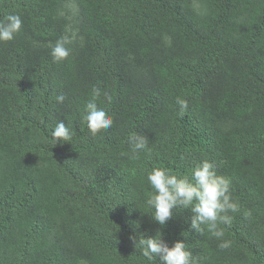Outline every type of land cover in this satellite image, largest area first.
<instances>
[{
  "label": "trees",
  "instance_id": "obj_1",
  "mask_svg": "<svg viewBox=\"0 0 264 264\" xmlns=\"http://www.w3.org/2000/svg\"><path fill=\"white\" fill-rule=\"evenodd\" d=\"M9 13L23 27L0 42V264H160L139 243L157 231L197 264H264V0H0ZM94 88L114 121L95 136ZM61 120L70 142L52 138ZM137 134L150 152L131 159ZM204 160L240 205L227 249L190 210L161 226L145 203L154 167L191 178Z\"/></svg>",
  "mask_w": 264,
  "mask_h": 264
},
{
  "label": "clouds",
  "instance_id": "obj_2",
  "mask_svg": "<svg viewBox=\"0 0 264 264\" xmlns=\"http://www.w3.org/2000/svg\"><path fill=\"white\" fill-rule=\"evenodd\" d=\"M23 21L18 14L9 13L0 19V42L12 41L22 30ZM71 40L62 36L51 45L50 55L54 62L65 60L70 55L67 47ZM100 90L93 89V98L86 104L84 120L90 133L95 136L102 130L112 127L114 121L103 109L98 107L97 98ZM107 95V94H105ZM62 103L63 95L56 97ZM111 101V97H107ZM181 114L188 108L185 99H178ZM52 138L70 142L71 131L63 120L59 121L52 131ZM131 159H137L142 151H149L148 137L137 134L129 137ZM147 182L151 191L147 195L146 205L152 209L151 216L155 222L163 226L172 218L174 209L191 211L190 227L196 233L204 235L205 231L220 241L218 247L227 249L232 242L224 239L225 230L221 225L230 226L233 216L230 213L240 211L239 203L232 196V181L229 177L218 174L215 165L204 160L191 170V178L178 176L163 167H154L147 173ZM155 236L140 238L141 254L149 261L158 260L160 264H197L192 251L188 250L182 240H177L171 247L157 231ZM132 239L135 240L133 237ZM136 244V241H135Z\"/></svg>",
  "mask_w": 264,
  "mask_h": 264
}]
</instances>
